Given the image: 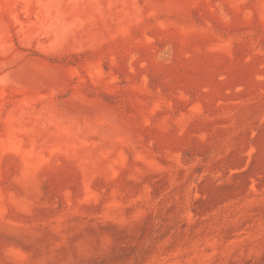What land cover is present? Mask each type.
<instances>
[{"label": "rangeland", "instance_id": "rangeland-1", "mask_svg": "<svg viewBox=\"0 0 264 264\" xmlns=\"http://www.w3.org/2000/svg\"><path fill=\"white\" fill-rule=\"evenodd\" d=\"M0 264H264V0H0Z\"/></svg>", "mask_w": 264, "mask_h": 264}]
</instances>
